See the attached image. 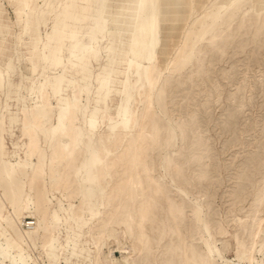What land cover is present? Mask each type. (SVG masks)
<instances>
[{"label": "rangeland", "instance_id": "374dc122", "mask_svg": "<svg viewBox=\"0 0 264 264\" xmlns=\"http://www.w3.org/2000/svg\"><path fill=\"white\" fill-rule=\"evenodd\" d=\"M70 1L63 29L58 19ZM120 2L28 0L26 7L0 0V264H108L109 250L113 260L126 258L123 264H250V257L264 264V227L254 236L264 219V0H243L238 8L236 0H176L173 9L161 0L154 60L132 49L150 0H129L123 28L114 19ZM249 13L259 33L251 42ZM235 26L240 41L232 38ZM131 60L137 65L128 68ZM145 71L155 117L143 129L147 96L136 102V95L147 86ZM132 113L136 121L122 139L115 140L117 131L110 137L108 126ZM141 137L152 145L136 171L108 165L121 157L126 166ZM120 176L129 178L126 185ZM143 177L144 190L137 183ZM153 189L163 197L153 198ZM153 199V229L144 231ZM147 237L153 244L129 250ZM184 248H192V259L185 260Z\"/></svg>", "mask_w": 264, "mask_h": 264}, {"label": "bare ground", "instance_id": "6f19581e", "mask_svg": "<svg viewBox=\"0 0 264 264\" xmlns=\"http://www.w3.org/2000/svg\"><path fill=\"white\" fill-rule=\"evenodd\" d=\"M27 1L28 0H20V2L23 4V5H26V7H27ZM64 1V0H63ZM161 0H150V5H149V12H148V14L140 21V23H139V26H138V28H137V31L135 32V34L133 35V40H132V49H133V53H134V55H137L138 53H140L141 54V56H142V58L143 59H150V60H154L155 59V57H156V55H157V53H158V51L160 50V48H161V45H160V43H159V40H158V33H157V31H158V24H159V19H158V13L157 12H155V6L157 5V3H159ZM168 1H171L169 4L170 5H172L171 6V8L173 9L174 8V2L176 1V0H168ZM46 2H48V1H46ZM53 2V1H52ZM128 2H129V0H121V2H120V4H119V6H118V8H117V10H116V15L114 16V19H115V23H118V26L120 25V27L121 28H123V22H124V20H125V13L127 12V6H128ZM140 2H142V0H140ZM195 2V1H194ZM249 2V1H248ZM247 2V3H248ZM60 3V2H59ZM63 3V2H62ZM137 3H138V1H137ZM246 3V4H247ZM254 3V2H253ZM49 4V3H48ZM243 4V0H236V2H235V6H237V8L239 7V6H241ZM249 4V3H248ZM263 4H264V2H263ZM44 5V4H43ZM42 5V6H43ZM197 5V2L196 3H194V6H196ZM199 5V4H198ZM233 5V6H234ZM252 5V4H251ZM250 5V6H251ZM258 5H259V3H258ZM48 6V5H47ZM46 6V7H47ZM51 6H52V4H51ZM59 6V4H57V7ZM73 6V4H72V2L70 1V2H68L67 4H66V6H65V11H64V14L61 16L62 18H59L58 19V21L60 20V25H61V27L64 29L65 27H67V25H66V20L68 19V18H70V16H71V13L69 12V8L70 7H72ZM159 6V5H158ZM222 6V5H221ZM224 6V5H223ZM231 6V5H230ZM62 7V6H61ZM253 7V6H252ZM255 7V6H254ZM262 7H263V5H262ZM52 8V7H51ZM194 8V7H193ZM219 8H220V6H219ZM229 8V7H228ZM251 8V7H250ZM41 9H42V7H41ZM40 9V10H41ZM157 9V8H156ZM254 9V8H253ZM261 9V8H260ZM49 10V9H48ZM51 10V9H50ZM57 10H58V8H57ZM220 10H222V9H220ZM230 10H231V8H230ZM246 10V9H245ZM37 11V10H36ZM46 11V10H45ZM44 11V12H45ZM229 11V10H228ZM232 11V10H231ZM257 11H258V8H257ZM43 12V11H42ZM55 12V11H54ZM159 12V11H158ZM161 12V11H160ZM180 12H182V10L180 11ZM214 12V11H213ZM212 12V13H213ZM220 12V11H219ZM242 12V11H241ZM243 12H244V10H243ZM263 12V11H262ZM253 13V12H252ZM255 13V12H254ZM259 13H260V10H259ZM40 14H41V12H40ZM50 14H51V12H50ZM53 14V13H52ZM104 14V11L101 13V16ZM211 14V13H210ZM209 14V15H210ZM218 14V13H217ZM241 14V13H240ZM76 15V14H75ZM216 15V14H215ZM242 15V14H241ZM37 16V15H36ZM214 16V15H213ZM232 16H234V15H232ZM247 17V19L246 20H248L249 21V25H250V28H248L247 29V31H246V34L248 35V39H249V42H251V40H252V38L254 37V36H257V35H259V33H256L257 32V29H255V27H254V24H252V22H253V16L254 15H252L251 13H249L248 15H246ZM263 16V15H262ZM43 17V16H42ZM209 17H211V16H209ZM255 17V16H254ZM238 18H239V16H238ZM241 18V17H240ZM37 19H38V17H37ZM45 19V18H44ZM211 19V18H210ZM231 19V18H230ZM260 19L262 20V18L260 17ZM136 20V15H134V21ZM240 20V19H239ZM43 21H45V20H43ZM46 22V21H45ZM261 23L263 22V21H260ZM259 22V23H260ZM43 23V22H42ZM256 23V22H255ZM261 23H260V25H261ZM43 24H46V23H43ZM133 24H134V22H133ZM237 25L239 24L238 22L236 23ZM235 25V24H234ZM29 26V24H27L26 23V27H28ZM39 26V25H38ZM258 26V25H257ZM184 27V26H183ZM238 27V26H237ZM236 26H235V29H232L231 30V32H232V38L233 39H235V40H237V41H240V38H241V36H242V32H241V29L238 27L237 28ZM23 29V28H22ZM132 29V28H131ZM260 29V28H259ZM28 31V30H27ZM210 31V30H209ZM243 31V30H242ZM141 32H143L144 33V36H141ZM205 33V32H204ZM261 34L264 36V27H263V31H261ZM197 36H199V35H197ZM63 37V35H60V36H58V38L59 39H61ZM202 37V36H201ZM61 41V40H60ZM43 42V41H42ZM167 42H168V40H167ZM44 43V42H43ZM43 46V45H42ZM102 46V45H101ZM204 46H205V44H204ZM203 47V46H202ZM201 47V49H203ZM166 50V49H165ZM43 51V50H42ZM160 52V51H159ZM188 53H186V55H187ZM189 55V54H188ZM191 57V56H190ZM186 58H187V56H186ZM190 59V58H189ZM186 61H188V60H186ZM149 62V61H148ZM159 62V61H158ZM186 63V62H185ZM184 63V64H185ZM137 64L134 62V60H131L129 63H128V68H133L134 66H136ZM138 67V66H137ZM141 67V66H140ZM142 70V69H141ZM140 70V71H141ZM136 71H138V69L136 70ZM138 73V72H137ZM154 73V72H153ZM138 74H140V73H138ZM73 75V74H72ZM140 76L141 75H139L138 76V79H140ZM143 76H144V78H145V80L147 81V86L146 87H144V89H142V90H137V95H136V102L137 101H139L141 98H144L143 96L145 95V97H146V100H147V103H146V105H145V109H143L144 110V112H141V114H143L142 115V120H139V122L141 121V123L139 124L142 128L143 127H145L148 123L150 124V122L153 120H151L150 119V117H155V115L153 116L152 115V111H151V99L152 98H150L149 96H148V91H150L151 90V86H152V79H150L151 78V74H150V72H144L143 73ZM135 77V76H134ZM133 77V78H134ZM97 79V78H96ZM95 79V80H96ZM142 79H143V77H142ZM150 79V80H149ZM134 80V79H133ZM136 80V79H135ZM134 80V81H135ZM154 80V79H153ZM155 80H157L156 78H155ZM94 81V80H93ZM97 82V81H96ZM95 82V83H96ZM166 82V81H165ZM156 83V82H155ZM126 83H124V85H125ZM138 84H139V82H138ZM137 84V85H138ZM1 85V84H0ZM78 85V84H77ZM136 85V86H137ZM155 85V84H154ZM163 86H164V84H163ZM75 87V86H74ZM76 89H78V88H76ZM165 89H167V88H165ZM84 91V90H83ZM165 91V90H164ZM55 92H57V90H55ZM78 93V90L77 91H75V93ZM80 93H81V91H79ZM91 92V91H90ZM47 93V92H46ZM49 94V93H48ZM79 94V93H78ZM92 94V93H91ZM109 94V92L106 94V96ZM79 96V95H78ZM142 96V97H141ZM46 97H48V96H46ZM115 97V96H114ZM56 98H58V97H56ZM68 98H69V100H70V97L68 96ZM47 99V98H46ZM113 99V98H112ZM145 99V98H144ZM48 100V99H47ZM68 100V101H69ZM75 101V100H74ZM86 101H88V100H86ZM113 101V103H114V100H112ZM71 102V101H70ZM140 102H144V100L142 101H140ZM146 102V101H145ZM69 103V102H68ZM135 103V102H134ZM154 103V102H153ZM57 104V103H56ZM133 104V103H132ZM145 104V103H144ZM49 105H50V103H49ZM77 105V104H76ZM108 107H109V105H108ZM107 107V108H108ZM132 107H133V105H132ZM132 107H131V111H132ZM40 109V108H39ZM42 109V108H41ZM77 109H79V108H77ZM134 109V108H133ZM23 110V109H22ZM57 110V109H56ZM73 110V109H72ZM135 110V109H134ZM24 111V110H23ZM44 111V110H43ZM26 112H27V110H26ZM59 111H57V113H58ZM72 111H71V108L69 107V115H71L72 113H71ZM106 112H107V109H106ZM24 113V112H23ZM40 113V112H39ZM71 113V114H70ZM44 114V113H43ZM59 115V114H58ZM67 115V114H66ZM68 115V116H69ZM73 115V114H72ZM71 115V116H72ZM106 115V114H105ZM152 115V116H151ZM2 116H4V115H2ZM67 116V117H68ZM56 117H58L57 115H56ZM73 117V116H72ZM75 118H77L76 116H74ZM102 117V116H101ZM114 117V116H113ZM140 117V116H139ZM31 118H33V117H31ZM35 118V117H34ZM33 118V119H34ZM43 118V117H42ZM116 118H117V116H116ZM138 118V117H137ZM157 118V117H156ZM3 119V118H2ZM1 119V120H2ZM67 119H69V118H67ZM71 119V118H70ZM118 119V118H117ZM159 119V118H158ZM189 120H191V117L190 118H188ZM137 120V121H138ZM149 120H151L150 122H149ZM188 120V121H189ZM107 121V120H106ZM136 121V118H135V115H134V113H132L128 118H121L120 119V121L119 122H116L114 125H109L108 126V130H106V129H104V130H106L107 132H108V134L110 135V137L111 136H114L113 138L115 139V134L114 135H111V133L113 134V133H116V131H117V135H118V137L115 139V140H119V138H120V136H122V134L124 135V132H126V131H128V129H129V127H131V125L132 124H134V122ZM69 122V121H68ZM70 122H73V121H70ZM111 122V121H110ZM138 122V123H139ZM187 122V121H186ZM185 121H184V123H186ZM33 123V122H32ZM105 123V122H104ZM107 123V122H106ZM105 123V124H106ZM109 123V122H108ZM57 124V123H56ZM69 124V123H68ZM103 124V123H102ZM104 124V125H105ZM155 124H157L156 122H155ZM161 124V123H160ZM99 125V124H98ZM23 126H25V125H23ZM38 126V125H37ZM55 126V125H54ZM53 126V127H54ZM66 126V125H65ZM140 126H138V127H140ZM148 126V125H147ZM146 126V127H147ZM154 126H156V125H154ZM61 127V126H60ZM69 127H70V125H69ZM138 127H135V129L136 128H138ZM149 128H150V125L148 126ZM62 128V127H61ZM65 128V127H64ZM142 128H140L141 130H142ZM153 128H155V127H153ZM36 129V128H35ZM52 129V128H51ZM55 130H54V132H56L57 131V127L56 128H54ZM59 129V128H58ZM67 129H69V128H67ZM102 129V128H101ZM100 129V130H101ZM139 129V128H138ZM144 129V128H143ZM30 130V129H29ZM39 130V129H38ZM97 130V129H96ZM26 131H27V129H26ZM25 131V132H26ZM40 131V130H39ZM38 131V132H39ZM52 131V130H51ZM151 131V130H150ZM149 131V132H150ZM28 132V131H27ZM37 132V133H38ZM43 132V131H42ZM72 132V131H71ZM102 132V131H101ZM162 132V131H161ZM47 133V132H46ZM60 133V132H59ZM58 133V134H59ZM106 133V132H105ZM128 133V132H127ZM135 133V132H134ZM137 133V132H136ZM135 133V134H136ZM138 133H140V132H138ZM142 133V132H141ZM153 133H155V132H153ZM156 133H159V132H156ZM186 133V132H185ZM30 134H31V132H30ZM40 134V133H39ZM38 134V135H39ZM55 134V133H54ZM65 134V133H64ZM70 134V133H69ZM104 134V133H103ZM121 134V135H120ZM134 134V136H137V135H135ZM162 134V133H161ZM165 134V133H164ZM29 135V134H28ZM37 135V134H36ZM37 135V136H38ZM43 135V134H42ZM45 135V134H44ZM100 135V134H99ZM107 135V134H106ZM127 135V134H126ZM151 135V134H150ZM158 135V134H157ZM166 135V134H165ZM185 135V134H184ZM41 136V135H40ZM39 136V137H40ZM71 136V135H70ZM105 136V135H104ZM128 136V135H127ZM133 136V135H132ZM140 136V135H139ZM29 137H30V135H29ZM35 137V136H34ZM48 137V136H47ZM52 137V136H51ZM107 137V136H106ZM106 137H105V139H106ZM109 137V136H108ZM110 137H109V140H110ZM167 137V136H166ZM189 139H190V137H189V135L187 136ZM31 138V137H30ZM65 138V137H64ZM74 138V137H73ZM123 138H125V137H123ZM140 138V137H139ZM143 138H144V135H143ZM142 137H141V143L139 144H135V145H131V147H132V149L130 148V145H129V147L128 148H130V150H131V152H132V155H131V160H127L128 161V164H127V161H126V166L124 165V163L123 164H121V162H123V161H120V158H115V159H112L111 161H109V163H108V165H110L111 167H119V168H122V169H125L124 171H126L127 170V168L129 169H131L132 171L133 170H135V168L137 167L136 166V163L135 162H138L137 160H138V157H140L141 155H144L145 153H146V150H147V142L145 141L146 139H143ZM156 138V137H155ZM161 138V137H160ZM32 139H33V137H32ZM41 139V138H40ZM75 139V138H74ZM104 139V140H105ZM122 138H120V140H121ZM134 139H136V138H134ZM153 139H154V136H153ZM152 139V140H153ZM66 140V139H65ZM98 140H99V138H98ZM113 140V139H112ZM148 140V139H147ZM154 140H156V139H154ZM158 140V139H157ZM59 141V140H58ZM111 141V140H110ZM109 141V142H110ZM44 142V141H43ZM49 142H51V141H49ZM56 142V141H55ZM72 142V141H71ZM71 142H70V146H71ZM105 142H107V141H105ZM123 142V141H122ZM126 142H127V140H126ZM125 142V143H126ZM133 142V141H132ZM136 142V141H135ZM156 142V141H155ZM1 143V142H0ZM53 143V142H52ZM116 143V142H115ZM128 143V142H127ZM151 143V142H150ZM154 143V142H153ZM29 144V143H28ZM45 144V143H44ZM74 144V143H73ZM111 144V143H110ZM117 144H118V141H117ZM120 144H122V143H120ZM33 145V143L30 145V146H32ZM34 145H37V144H34ZM43 145V144H42ZM50 145V144H49ZM105 145H107V144H105ZM111 145H113V144H111ZM110 145V146H111ZM115 145V144H114ZM127 145V144H126ZM150 145H152V144H150ZM149 145V146H150ZM2 147H3V145H1ZM38 147H39V145H37ZM116 146V145H115ZM118 146V145H117ZM116 146V147H117ZM121 146V145H120ZM119 146V147H120ZM125 146V145H124ZM148 146V148H150ZM42 147V146H41ZM47 147V146H46ZM52 147V146H51ZM113 147V146H112ZM126 147V146H125ZM1 148V147H0ZM29 149H30V147H28ZM108 148V147H107ZM110 148V147H109ZM46 149V148H45ZM47 149H50V148H47ZM75 149V148H74ZM112 149V148H111ZM115 149V148H114ZM33 151H34V149H32ZM36 150V149H35ZM38 150H39V148H38ZM101 150V149H100ZM124 152H125V150L124 149H122ZM5 151V150H4ZM32 151V152H33ZM40 151V150H39ZM55 151H56V149H55ZM54 151V152H55ZM67 151H69V150H67ZM127 151V153H125V154H128V149L126 150ZM149 151V150H148ZM3 152V151H2ZM31 152V153H32ZM72 152V151H71ZM78 152V151H77ZM115 152V151H114ZM121 152V151H120ZM119 152V153H120ZM74 153V152H73ZM100 153H102L103 154V152H100ZM112 153V152H111ZM123 153V152H122ZM38 154V153H37ZM40 154V153H39ZM60 154V153H59ZM31 155V154H30ZM77 155H78V153H77ZM77 155H76V157H77ZM117 155V154H116ZM147 155V154H146ZM2 156V155H1ZM32 156V155H31ZM37 157V156H36ZM73 157V156H72ZM75 157V156H74ZM73 157V158H74ZM75 157V158H76ZM102 157V156H101ZM111 157H113V156H111ZM110 157V158H111ZM118 157H119V155H118ZM125 157V156H124ZM129 157H130V155H129ZM61 158V157H60ZM103 158V157H102ZM264 158V157H263ZM38 159V158H37ZM68 159V158H67ZM72 159V158H71ZM104 159V158H103ZM141 159H143L142 157H141ZM188 159V158H187ZM42 159H40V161H41ZM46 160V159H45ZM69 161V160H68ZM143 161V160H142ZM73 162V161H72ZM4 163V162H3ZM41 163V162H40ZM39 163V164H40ZM71 163V162H70ZM74 163V162H73ZM106 163H107V161H106ZM140 163V162H139ZM142 163V162H141ZM26 164H28V163H26ZM30 164V163H29ZM52 164V163H51ZM23 165V164H22ZM33 165V164H32ZM31 165V166H32ZM35 165V164H34ZM46 165V164H45ZM69 165V164H68ZM71 165V164H70ZM75 165V164H74ZM102 165V164H101ZM142 165V164H141ZM175 165V164H174ZM72 166H73V164H72ZM139 166V165H138ZM149 166H150V164H149ZM18 167V166H17ZM22 167V166H21ZM24 167V166H23ZM36 167V166H35ZM101 167V166H100ZM143 167V166H142ZM68 168V167H67ZM102 168V167H101ZM69 169V168H68ZM74 169V168H73ZM99 169V168H98ZM110 169V168H109ZM117 169V168H116ZM140 169V168H139ZM138 169V170H139ZM11 170V169H10ZM23 170V169H22ZM101 170V169H100ZM108 170V169H107ZM111 170H113V169H111ZM110 170V171H111ZM120 170V169H119ZM137 170V171H138ZM149 170H151L150 168H149ZM173 170V169H172ZM14 171V170H13ZM70 171V170H69ZM114 171H116L115 169H114ZM121 171V170H120ZM136 171V170H135ZM140 171V170H139ZM138 171V172H139ZM145 171V170H144ZM10 172V171H9ZM25 173H26V171H24ZM30 172H31V170H30ZM65 172V171H64ZM103 172V171H102ZM126 172H128V171H126ZM129 172H130V170H129ZM142 172V171H141ZM141 172H140V174H141ZM149 172V171H148ZM22 173V172H21ZM70 173V172H69ZM101 173V172H100ZM121 173V172H120ZM143 173V172H142ZM12 174V173H11ZM33 174V173H32ZM66 174V173H65ZM71 174V173H70ZM111 174H113V172L111 173ZM110 174V175H111ZM118 174V173H117ZM123 174V173H122ZM121 174V175H122ZM129 174V173H128ZM135 174V173H134ZM22 175V174H21ZM102 175V174H101ZM116 175V174H115ZM124 175V174H123ZM136 175H138V174H136ZM26 176H28V175H26ZM55 176V175H54ZM64 176V175H63ZM67 176V175H66ZM119 176V175H118ZM128 176H130V175H128ZM9 177V176H8ZM31 177V176H30ZM69 178H70V176H68ZM68 177H66V178H68ZM113 177V176H112ZM123 177V176H122ZM121 176H120V180H118L119 181V183L120 182H123L124 181V183H125V185L128 183V181H129V178L127 179V178H125V179H121L122 178ZM28 178V177H27ZM53 178V177H52ZM55 178V177H54ZM73 178V177H72ZM99 178V177H98ZM114 178V177H113ZM118 178V177H117ZM117 178H116V180H117ZM133 178V177H132ZM138 178V177H137ZM31 179V178H30ZM65 179V178H64ZM147 179V178H146ZM144 177H143V180L142 179H140L137 183L138 184H140L141 186H139V188L140 187H142V189L144 190V187L146 186L147 187V180H146ZM150 179H152L151 177H150ZM33 180H35V179H33ZM39 180V179H38ZM53 180V179H52ZM103 180V179H102ZM102 180H101V182H102ZM51 181V180H50ZM63 181V180H62ZM66 181V180H65ZM72 181V180H71ZM109 181H110V179H109ZM117 181V182H118ZM23 182V181H22ZM29 182V181H28ZM33 182V181H32ZM37 182V181H36ZM64 182V181H63ZM67 182V181H66ZM116 182V183H117ZM149 182V181H148ZM38 183V182H37ZM70 183V182H69ZM73 183H74V181H73ZM77 182H75V184H76ZM113 183H115V182H113ZM136 183V184H137ZM184 183V182H183ZM29 184H30V182H29ZM36 184V183H35ZM64 184V183H63ZM104 184V183H103ZM28 185V184H27ZM32 185V184H31ZM105 185V184H104ZM104 185H102V186H104ZM113 185H115V184H112V186ZM117 185V184H116ZM122 185V184H121ZM183 185V184H182ZM65 186V185H64ZM69 186V185H68ZM71 186H72V184H71ZM106 186V185H105ZM36 187V186H35ZM111 187V186H110ZM132 187V186H131ZM154 187H156V186H154ZM75 188H76V186H75ZM113 188V187H112ZM158 188V187H157ZM161 188V187H160ZM160 188L158 189L159 191H160ZM30 189V188H29ZM36 189V188H35ZM34 189V190H35ZM64 189V188H63ZM71 189V188H70ZM77 189V188H76ZM111 189V188H110ZM121 189H122V187H121ZM142 189H141V191H142ZM147 189V188H146ZM44 190V189H43ZM117 190V189H116ZM129 190V189H128ZM156 190V189H155ZM154 189L152 190V193L151 194H153V198L154 197H163V196H160V194H158V192L157 191H155ZM76 191V190H75ZM79 191V190H78ZM111 190H109V192H110ZM163 191V190H162ZM70 192V191H69ZM77 192V191H76ZM111 192H113V190L111 191ZM110 192V193H111ZM119 192H120V190H119ZM118 192V193H119ZM148 192V191H147ZM78 193V192H77ZM145 193H146V191H145ZM160 193H161V191H160ZM72 194V193H71ZM73 194H75V193H73ZM80 194V193H79ZM113 194V193H112ZM125 194V193H124ZM148 194V193H147ZM163 193H161V195H162ZM29 195V194H28ZM111 195V194H110ZM116 195V194H115ZM119 195V194H118ZM122 195H123V193H122ZM127 195V194H126ZM70 196V195H69ZM112 196V195H111ZM110 196V197H111ZM117 196V195H116ZM124 196V195H123ZM142 196V195H141ZM148 196V195H147ZM150 196V195H149ZM236 196V195H235ZM71 197V196H70ZM109 197V198H110ZM113 197H114V195H113ZM75 197L73 196V199H74ZM108 198V197H107ZM109 198H108V200H109ZM121 198V197H120ZM70 199V198H69ZM72 199V200H73ZM76 199V198H75ZM113 199H115V198H113ZM118 199H119V197H118ZM124 199V198H123ZM161 199V198H160ZM98 200V199H97ZM25 201H27V196H26V200ZM70 201V200H69ZM120 201V200H119ZM123 201V200H122ZM122 201H121V203H122ZM148 201V200H147ZM146 201V202H147ZM149 201H151V200H149ZM148 201V202H149ZM157 200L156 199H153V201L152 202H150V203H148L147 204V211H148V217L150 216L151 217V219L150 220H148V223H147V225L148 226H146V225H144V223H143V230L145 231V229L146 228H149V230H150V228H151V230L153 229V227H152V225H153V220H152V218H154V216H153V213L155 214V210H156V207L154 206V204L153 203H155ZM158 201H159V199H158ZM27 202H29V201H27ZM116 202V201H115ZM162 202V201H161ZM80 203V202H79ZM110 203H111V201H110ZM112 203H113V201H112ZM152 203V204H151ZM168 203V202H167ZM26 204V203H25ZM70 205H71V202H70ZM78 205H80V204H78ZM77 205V206H78ZM82 205V204H81ZM116 205V204H115ZM114 205V206H115ZM141 205H143V204H141ZM146 205V204H145ZM156 205V204H155ZM160 205V204H159ZM168 205V204H167ZM121 206V205H120ZM144 206V205H143ZM82 207V206H81ZM117 207V206H116ZM140 207V206H139ZM171 207H172V205H171ZM76 208V207H75ZM118 208V207H117ZM146 208V207H145ZM79 209V208H78ZM82 209V208H81ZM77 210V209H76ZM76 210L74 211V212H76ZM118 210H121V207H120V209L118 208ZM141 210V209H140ZM144 210V209H143ZM196 210H197V208H196ZM195 210V211H196ZM116 211V210H115ZM199 211V210H198ZM73 212V211H72ZM111 211H108V212H106L107 214L108 213H110ZM137 212V211H136ZM168 212V211H167ZM54 213H56L55 211H54ZM92 213V212H91ZM104 213V212H103ZM112 213V212H111ZM144 213V212H143ZM142 213V214H143ZM170 213H171V211H170ZM198 213V212H197ZM78 214V213H77ZM53 215V214H52ZM93 215V214H92ZM105 215V214H104ZM110 215V214H109ZM140 215V214H139ZM94 216V215H93ZM111 216V215H110ZM142 216V215H141ZM144 216H146V214L144 215ZM169 216H171V215H169ZM198 216V215H197ZM105 217V216H104ZM112 217V216H111ZM111 217H109V218H111ZM147 217V216H146ZM147 217V218H148ZM172 217V216H171ZM142 218V217H141ZM145 219V218H144ZM241 218H238L237 220L239 221ZM1 220V219H0ZM52 220H53V218H52ZM103 220V219H102ZM140 220V219H139ZM142 220V219H141ZM154 220H155V218H154ZM199 220V219H198ZM236 219H235V221H237ZM57 221H59V219L57 220ZM171 221H173V220H171ZM200 221V220H199ZM5 222V221H4ZM103 222V221H102ZM143 222V221H142ZM144 222H147V219H146V221L144 220ZM239 222H242L241 220L239 221ZM140 223V222H139ZM103 224V223H102ZM101 224V225H102ZM107 224V223H106ZM173 224V223H172ZM240 224V223H239ZM108 225V224H107ZM155 225V224H154ZM174 225H176V224H174ZM22 226V225H21ZM105 226V225H104ZM139 226V225H138ZM141 226V225H140ZM139 226V227H140ZM8 227V226H7ZM32 227V226H31ZM102 227V226H101ZM154 227H156V226H154ZM177 227V226H176ZM264 227V219H262V220H260V221H258V223H257V226H256V230H255V232H254V236H257V235H259V233H260V231L262 230V228ZM102 228H104V227H102ZM175 228V227H174ZM6 229V228H5ZM8 229V228H7ZM140 230V229H139ZM174 230V229H173ZM35 231V230H34ZM144 231H143V234H144ZM178 231H179V228H178ZM176 232V231H175ZM32 233V232H31ZM34 233V232H33ZM150 233V232H149ZM51 234V233H50ZM54 234V233H53ZM136 234H138L139 235V232L138 233H136ZM143 234H141V235H143ZM151 234V233H150ZM153 234V233H152ZM13 235V234H12ZM26 235V234H25ZM178 235H180V234H178ZM177 235V236H178ZM183 235V234H182ZM14 236V235H13ZM137 236V235H136ZM15 237V236H14ZM27 237V236H26ZM179 237V236H178ZM183 237V236H182ZM18 238V237H17ZM148 238V237H147ZM152 238V237H151ZM150 238V239H151ZM180 239H181V237H179ZM256 238V237H255ZM18 239H20V238H18ZM142 239V238H141ZM137 240V242L135 243V244H132V245H130V248H129V250L130 251H135V252H141V251H143L144 250V248H145V246H147V245H151V244H153V243H151L150 241H149V238H148V240H146V239H142V240ZM106 240L108 241V243L109 244H111V243H113V238H111L110 236L109 237H106ZM177 240V239H176ZM183 240H184V238H183ZM258 240V239H257ZM18 241V240H17ZM23 241V240H22ZM178 241V240H177ZM180 241V240H179ZM44 242H45V240H44ZM239 242V241H238ZM182 243V242H181ZM244 243V242H243ZM256 243V241H254L253 242V247H254V245H256L255 244ZM46 245L48 244V243H45ZM174 244H176V243H174ZM184 244V243H183ZM185 244H186V242H185ZM186 245H188V244H186ZM239 245H241V244H239ZM45 246V245H44ZM189 246V245H188ZM15 247V246H14ZM26 247V246H25ZM183 247H184V245H183ZM182 247V248H183ZM212 247V246H211ZM44 248V247H43ZM119 248V247H118ZM112 249V248H111ZM189 249V248H188ZM188 249L187 248H184L183 249V251H182V255H183V257L185 258V260L186 259H192V256L190 257L189 256V254H188V252H190L191 250H192V248H191V250L190 251H188ZM210 249V248H209ZM252 249H254V248H252ZM113 251H115V252H117L118 251V249L116 248L115 250H113ZM241 251V250H240ZM112 250H109V255L108 256H105V260L106 259H109V261H107V263L108 264H113L114 262H115V260L119 263V264H123L124 263V261L126 260V258H122V260H118L116 257H115V259L113 260V258H112ZM137 252V253H138ZM251 252V251H250ZM191 253V252H190ZM239 253V252H238ZM244 254V253H243ZM195 255V254H194ZM199 255V254H198ZM240 255V254H239ZM252 255V254H251ZM238 258V257H237ZM197 259V258H196ZM38 260V259H37ZM184 260V259H183ZM197 261V260H196ZM199 261V260H198ZM126 262V261H125ZM133 262V261H132ZM214 262V261H213ZM258 262V261H257ZM100 264H102L101 262H99ZM184 263V262H183ZM186 263V262H185ZM199 263V262H198ZM208 263H210V262H208ZM249 263L250 264H252V257H250L249 258ZM132 264V263H131ZM179 264H181V263H179ZM200 264H204L203 263V261L202 262H200Z\"/></svg>", "mask_w": 264, "mask_h": 264}]
</instances>
